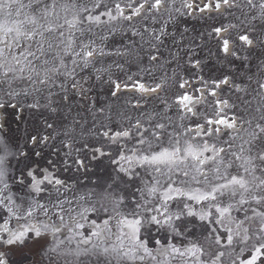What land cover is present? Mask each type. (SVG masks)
<instances>
[{"label": "snow or ice", "instance_id": "obj_1", "mask_svg": "<svg viewBox=\"0 0 264 264\" xmlns=\"http://www.w3.org/2000/svg\"><path fill=\"white\" fill-rule=\"evenodd\" d=\"M0 264H264V0H0Z\"/></svg>", "mask_w": 264, "mask_h": 264}, {"label": "rangeland", "instance_id": "obj_2", "mask_svg": "<svg viewBox=\"0 0 264 264\" xmlns=\"http://www.w3.org/2000/svg\"><path fill=\"white\" fill-rule=\"evenodd\" d=\"M190 23L196 24L197 28H199L203 22L202 21L201 22L190 21ZM208 23H213V22L209 21ZM205 55H206V53H205ZM216 67H218V66L215 64V61L214 60H210L209 64H208V67L206 68L205 72L206 73H212L215 70Z\"/></svg>", "mask_w": 264, "mask_h": 264}, {"label": "built area", "instance_id": "obj_3", "mask_svg": "<svg viewBox=\"0 0 264 264\" xmlns=\"http://www.w3.org/2000/svg\"><path fill=\"white\" fill-rule=\"evenodd\" d=\"M206 70V69H205ZM213 74L215 73V70L212 72Z\"/></svg>", "mask_w": 264, "mask_h": 264}]
</instances>
